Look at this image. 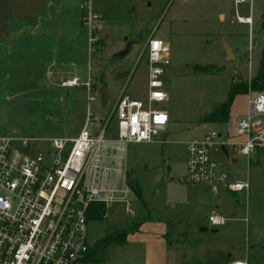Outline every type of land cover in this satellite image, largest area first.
<instances>
[{"label": "rangeland", "instance_id": "obj_1", "mask_svg": "<svg viewBox=\"0 0 264 264\" xmlns=\"http://www.w3.org/2000/svg\"><path fill=\"white\" fill-rule=\"evenodd\" d=\"M80 1L0 0V135L73 138L86 107L103 117L123 89L145 100L149 38L164 41L170 58L162 78L166 99L153 107L169 117L157 137L163 142L119 146L115 156L122 159L111 166L107 157L95 176L111 193L103 218L87 224L88 264H264V153H212L232 179L248 182L247 193L179 181L189 141L211 132L241 140L234 122L248 110L249 91L234 96L226 123L204 118L226 102L232 84L249 85L257 74L264 0H251L249 10L248 2L234 6L232 0H98L93 8L100 20L90 42ZM236 16L249 17V25ZM34 26L36 36L22 30ZM198 67L207 70L198 73ZM70 76L90 79L93 91L61 88ZM209 216L222 217L224 225L211 226ZM120 231L126 244L97 245Z\"/></svg>", "mask_w": 264, "mask_h": 264}, {"label": "built area", "instance_id": "obj_2", "mask_svg": "<svg viewBox=\"0 0 264 264\" xmlns=\"http://www.w3.org/2000/svg\"><path fill=\"white\" fill-rule=\"evenodd\" d=\"M98 0H82L79 11L89 42L97 30L100 17L93 8ZM234 6L251 0H232ZM248 9V10H249ZM236 13V12H235ZM249 17L236 16L237 23L248 24ZM146 56V98L133 99L121 90L109 113L96 117L86 107L84 124L73 138H35L0 135V264H88L90 251L87 224L94 204L106 208L107 195L95 179L97 171L109 158L114 166L119 146L162 143L157 137L168 123L165 110L154 109L166 99L162 78L170 65L169 48L157 38H149L144 47ZM90 79L81 82L71 77L61 88L84 87L93 91ZM248 110L234 123L229 134L211 132L202 139L186 144L182 183L217 186L230 193L248 192L247 181L232 179L212 157V153L237 150L249 157L264 153V91H249ZM90 95L87 102L93 101ZM91 123L96 127L88 131ZM119 168L120 162L116 163ZM91 177L88 181L87 177ZM88 177V178H89ZM129 205L126 214L131 216ZM213 227L225 220L209 216ZM232 264H246L234 261Z\"/></svg>", "mask_w": 264, "mask_h": 264}, {"label": "trees", "instance_id": "obj_3", "mask_svg": "<svg viewBox=\"0 0 264 264\" xmlns=\"http://www.w3.org/2000/svg\"><path fill=\"white\" fill-rule=\"evenodd\" d=\"M195 71L198 73H205V70H207L206 67L203 68H194ZM211 73V72H210ZM249 85L244 83L243 85H235L232 84L229 91L227 100L225 103L218 106L212 113H210L207 117L204 118V121L209 122H221L226 123L228 120V114H229V107L231 105V102L236 95L241 94H247L248 91H262L264 89V57L261 59L259 63V67L257 70V74L249 79ZM105 213V206L103 204H94L92 213L89 217V220L98 221L101 220ZM127 241V233L124 231L116 232L106 238H104L102 241L97 243V245L107 246L109 244H116V245H124ZM92 252L90 253V258L92 256Z\"/></svg>", "mask_w": 264, "mask_h": 264}, {"label": "crops", "instance_id": "obj_4", "mask_svg": "<svg viewBox=\"0 0 264 264\" xmlns=\"http://www.w3.org/2000/svg\"><path fill=\"white\" fill-rule=\"evenodd\" d=\"M65 1H67V0H64V2H65ZM81 1H82V0H81ZM81 1H80V2H81ZM187 1H188V0H182L183 3H187ZM169 2H170V0H169ZM78 3H79V2H78ZM78 6H79V5H78ZM60 7H61V6H58V11L63 10L62 13H68V11H66V10L64 11V9L67 8L66 6L61 7V8H63V9H61ZM59 8H60V9H59ZM247 8H248V7H247ZM78 9H79V7H78ZM248 9H249V8H248ZM79 13H80V11H79ZM220 18H223V17L220 16ZM249 20H250V19H249ZM22 30H27V32H29V33L34 32V36H36V34L38 33V31H37V29H36V26H34V28L22 27ZM10 32H11V30H10ZM32 34H33V33H32ZM161 41H162V40H161ZM163 42H164V41H163ZM164 43H165V42H164ZM169 59H170V58H169ZM257 70H258V69H257ZM71 77H77V76H70L69 78H71ZM66 79H68V78H65V80H66ZM250 79H251V78H250ZM62 81H64V79H63ZM120 92H121V91H120ZM105 98H106V97H105ZM105 98H103V96H102V99H101V100L103 101ZM102 101H101V104H103ZM239 116H240V115H239ZM239 116H238V117H239ZM238 117H237V118H238ZM237 118H236V119H237ZM168 119H169V117H168ZM236 119H235V121H236ZM168 121H169V120H168ZM234 123H235V122H234ZM239 141H240V140H239ZM239 141H238V142H239ZM232 163H235V161L232 162Z\"/></svg>", "mask_w": 264, "mask_h": 264}, {"label": "water", "instance_id": "obj_5", "mask_svg": "<svg viewBox=\"0 0 264 264\" xmlns=\"http://www.w3.org/2000/svg\"><path fill=\"white\" fill-rule=\"evenodd\" d=\"M126 53V51L122 52V53H119L116 55V57H121L122 55H124ZM225 54L226 56L230 55V50L228 47L225 46ZM103 98H105V95H102ZM224 153L226 154V152L224 151ZM231 162H234V160H232ZM200 231H206L205 228H201Z\"/></svg>", "mask_w": 264, "mask_h": 264}, {"label": "bare ground", "instance_id": "obj_6", "mask_svg": "<svg viewBox=\"0 0 264 264\" xmlns=\"http://www.w3.org/2000/svg\"><path fill=\"white\" fill-rule=\"evenodd\" d=\"M247 22H248V23H250V20H249V18H248Z\"/></svg>", "mask_w": 264, "mask_h": 264}]
</instances>
